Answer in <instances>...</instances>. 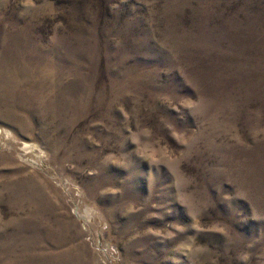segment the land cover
Wrapping results in <instances>:
<instances>
[{
	"label": "rangeland",
	"instance_id": "374dc122",
	"mask_svg": "<svg viewBox=\"0 0 264 264\" xmlns=\"http://www.w3.org/2000/svg\"><path fill=\"white\" fill-rule=\"evenodd\" d=\"M0 264H264V0H0Z\"/></svg>",
	"mask_w": 264,
	"mask_h": 264
},
{
	"label": "built area",
	"instance_id": "2783aa9c",
	"mask_svg": "<svg viewBox=\"0 0 264 264\" xmlns=\"http://www.w3.org/2000/svg\"><path fill=\"white\" fill-rule=\"evenodd\" d=\"M104 249V248H103Z\"/></svg>",
	"mask_w": 264,
	"mask_h": 264
}]
</instances>
